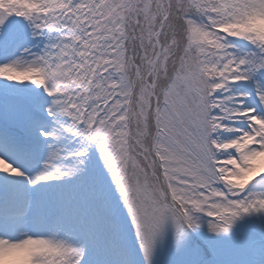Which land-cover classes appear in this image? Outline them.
Wrapping results in <instances>:
<instances>
[{"label": "snow or ice", "instance_id": "1", "mask_svg": "<svg viewBox=\"0 0 264 264\" xmlns=\"http://www.w3.org/2000/svg\"><path fill=\"white\" fill-rule=\"evenodd\" d=\"M0 264H264V0H0Z\"/></svg>", "mask_w": 264, "mask_h": 264}]
</instances>
